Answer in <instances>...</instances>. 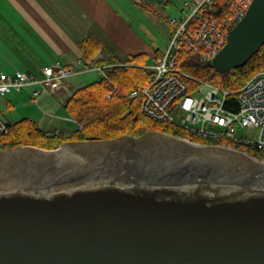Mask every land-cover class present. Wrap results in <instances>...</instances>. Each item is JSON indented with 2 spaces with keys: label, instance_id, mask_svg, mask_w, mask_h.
Listing matches in <instances>:
<instances>
[{
  "label": "water",
  "instance_id": "obj_1",
  "mask_svg": "<svg viewBox=\"0 0 264 264\" xmlns=\"http://www.w3.org/2000/svg\"><path fill=\"white\" fill-rule=\"evenodd\" d=\"M263 45L252 0L209 63ZM0 264H264V161L157 131L1 150Z\"/></svg>",
  "mask_w": 264,
  "mask_h": 264
},
{
  "label": "built area",
  "instance_id": "obj_2",
  "mask_svg": "<svg viewBox=\"0 0 264 264\" xmlns=\"http://www.w3.org/2000/svg\"><path fill=\"white\" fill-rule=\"evenodd\" d=\"M251 3L252 0L184 1L180 14L169 18L171 33L165 52L143 66L150 73L148 84L132 90L128 96L142 97L141 111L154 122L173 126L197 138L231 142L242 147L239 150L250 148L261 157L252 156L264 161V69L238 90L229 91L178 68L181 53H194L201 61H212ZM97 70L108 80L103 67L82 60L74 66L59 62L46 66L41 70V77L19 70L13 74L0 71V95L6 97L11 91L31 87L34 99L38 100L44 94L59 90L67 79ZM114 91L108 93V98ZM228 100L237 108L227 107ZM245 128L251 132L257 130V137L236 135L239 129ZM7 133V123L0 118V134ZM218 145L233 147L222 142Z\"/></svg>",
  "mask_w": 264,
  "mask_h": 264
},
{
  "label": "crops",
  "instance_id": "obj_3",
  "mask_svg": "<svg viewBox=\"0 0 264 264\" xmlns=\"http://www.w3.org/2000/svg\"><path fill=\"white\" fill-rule=\"evenodd\" d=\"M184 1L0 0V71L13 74L19 70L41 77L42 68L56 62L74 66L82 60L101 67L98 60L114 56L124 60L140 53L147 55L146 65L151 64L165 52L171 33L169 18L180 14ZM119 12H141L147 27L141 32ZM89 36L101 42L92 59L84 57L81 44ZM161 39L164 44L160 46ZM29 88L0 96V111L10 113L3 120L9 123L28 118L48 132L59 128L64 134L73 133L64 106L78 88L67 79L56 92L42 95L39 101L44 111L33 106L36 99Z\"/></svg>",
  "mask_w": 264,
  "mask_h": 264
},
{
  "label": "trees",
  "instance_id": "obj_4",
  "mask_svg": "<svg viewBox=\"0 0 264 264\" xmlns=\"http://www.w3.org/2000/svg\"><path fill=\"white\" fill-rule=\"evenodd\" d=\"M81 44L84 57L92 59L101 42L89 36ZM147 60L145 53L129 55L124 60L117 56L98 60L97 64L104 68L108 80L101 76L92 83L80 86L64 106L67 115L76 119L79 124H84L82 128L66 136L50 133L28 118L6 122L8 133L0 134V151L18 146L53 150L67 142L110 140L121 136L140 137L150 131L185 137L203 145L222 142L232 144L236 149L242 148L227 141L197 138L181 129L154 122L146 117L141 111L142 97L130 98L128 95L132 90L141 89L148 84L150 73L143 67ZM178 68L223 89L236 91L254 74L264 69V45L246 64L229 71L218 70L209 62L201 61L194 53L179 54ZM113 90V95L108 98V93ZM227 107L236 109L237 105L228 100ZM246 152L261 157L250 148Z\"/></svg>",
  "mask_w": 264,
  "mask_h": 264
},
{
  "label": "rangeland",
  "instance_id": "obj_5",
  "mask_svg": "<svg viewBox=\"0 0 264 264\" xmlns=\"http://www.w3.org/2000/svg\"><path fill=\"white\" fill-rule=\"evenodd\" d=\"M120 16L125 19L127 22L129 23H133L134 22V25L133 27H137V28H140L141 29V32H143V26L144 27H147V23H146V20H145V16L141 13V12H129V13H126V12H119ZM149 26H152V24H150ZM134 30V29H133ZM132 30V31H133ZM134 32V31H133ZM135 36L136 38H138V36L140 37V35H138L137 33H135ZM146 42V41H145ZM164 44V40L161 39L160 41V46ZM152 53H155V50L154 48L151 49ZM101 77L100 73L98 71H87V72H83L81 74H79L78 76H75V77H71L69 78V84L70 85H73L75 86V88H79L80 86L82 85H86V84H89V83H92L93 81L99 79ZM30 88L29 87H25L23 89V91H29ZM1 96V95H0ZM4 97V96H3ZM5 98V97H4ZM40 99H38V101L36 102V100L33 101V103L35 105V107H38L39 110H42L44 111L45 110V107L42 106L41 104V101H39ZM39 102V103H38ZM34 107V108H35ZM14 114V113H13ZM10 115V113H6V112H1L0 111V118L3 120L4 118H8ZM70 118V130L71 131H76L77 129H79V125H84V124H79L76 119L72 118V117H68ZM73 121H75L76 123H73ZM69 123V122H68ZM79 125H78V124ZM152 132V131H150ZM257 130L256 131H253L251 132L250 130H248L247 128L245 129H239L238 132L236 133V135L238 136H245L247 138H256L257 137ZM50 133H53V134H57V135H60V134H63V135H66V136H69L71 134H64L62 133V130L59 129V128H55L52 132ZM141 137V136H140ZM143 137V136H142Z\"/></svg>",
  "mask_w": 264,
  "mask_h": 264
},
{
  "label": "bare ground",
  "instance_id": "obj_6",
  "mask_svg": "<svg viewBox=\"0 0 264 264\" xmlns=\"http://www.w3.org/2000/svg\"><path fill=\"white\" fill-rule=\"evenodd\" d=\"M200 141V140H199Z\"/></svg>",
  "mask_w": 264,
  "mask_h": 264
}]
</instances>
